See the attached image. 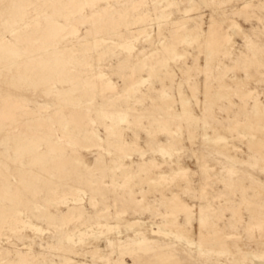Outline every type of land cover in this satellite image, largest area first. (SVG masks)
<instances>
[{
	"label": "rangeland",
	"instance_id": "rangeland-1",
	"mask_svg": "<svg viewBox=\"0 0 264 264\" xmlns=\"http://www.w3.org/2000/svg\"><path fill=\"white\" fill-rule=\"evenodd\" d=\"M263 128L264 0H0V264H264Z\"/></svg>",
	"mask_w": 264,
	"mask_h": 264
},
{
	"label": "bare ground",
	"instance_id": "bare-ground-1",
	"mask_svg": "<svg viewBox=\"0 0 264 264\" xmlns=\"http://www.w3.org/2000/svg\"><path fill=\"white\" fill-rule=\"evenodd\" d=\"M168 1V0H167ZM169 5H171V4H169ZM172 6V5H171ZM185 13H187V12H185ZM161 15H163V14H161ZM162 17V16H161ZM167 17V16H166ZM165 18V17H164ZM163 19V18H162ZM230 25V24H229ZM231 25L233 26V27H238L237 26V24L235 23V22H231ZM212 27H213V24H211L210 26H209V31L207 32V35H208V33H209V35L208 36H210V37H212L213 36V32H212ZM229 27V26H228ZM227 27V28H228ZM181 31H186V32H189L188 33V35H187V37H188V39H189V42H198L199 41V38H200V36L201 35H199V34H194V35H191V32L188 30V28L186 27V26H179L178 27ZM232 28V27H231ZM235 30V29H234ZM237 31V30H236ZM184 34V33H183ZM186 34V33H185ZM184 37H186L185 35H184ZM187 37H186V39H187ZM207 37V36H206ZM220 38H222L221 39V42H222V44H223V42H224V40L223 39H227V41L225 40V42L226 43H229V41H230V37L227 35V34H223V35H221L220 36ZM187 39V40H188ZM208 39V38H207ZM178 55H176V57L177 58H179L180 56L182 57V55L181 54H179V53H177ZM208 64V63H207ZM208 65H206V67H207ZM208 68V67H207ZM140 84V83H139ZM137 85V84H136ZM135 85V86H136ZM134 87V86H133ZM137 87V86H136ZM135 89V88H134ZM251 94V92H242V95H243V97H245L246 95L248 96V95H250ZM182 97V96H181ZM184 97V96H183ZM162 99L163 100H165V101H168V100H171V97L168 95V94H166V93H163L162 94ZM181 105H182V114L183 115H185V116H187L188 118H191L192 116H191V112H190V110L189 109H187V105H189V103L187 102V101H184V100H182V98H181ZM186 107V108H185ZM259 111H261V108H260V105L258 104V103H255V105H254V107H253V116H255V117H257V118H259V116H258V113H259ZM119 118H118V120H117V126H118V123H123V122H125L126 123V120L123 118V117H121V115L120 116H118ZM117 118V117H116ZM111 120V119H110ZM111 122H112V124H116V122H114V121H112L111 120ZM248 123V122H247ZM249 124V123H248ZM240 125H242V129H243V127L244 126H246V124H238V125H233L232 126V129H236L238 126H240ZM160 126V125H159ZM162 126H164V125H161V128H165V127H162ZM241 127V126H240ZM248 127V126H247ZM247 127H245V128H247ZM249 128V127H248ZM116 129V128H115ZM230 129V128H229ZM251 129V128H250ZM264 129V128H263ZM262 129V130H263ZM165 130V129H164ZM168 130V129H167ZM249 130V129H248ZM253 131H254V129H251V130H249V135H251V137H255L254 136V134H253ZM248 133V132H247ZM257 134V133H256ZM243 135V134H242ZM246 136V135H245ZM208 137V136H207ZM212 141H214V143H219V142H221L222 140H223V136L221 135V134H217L214 138H212L211 139ZM260 140V139H259ZM225 141V140H224ZM261 141V140H260ZM259 141V142H260ZM68 144V143H67ZM263 146H264V143H263ZM158 151L162 154V155H164V156H167V157H172V154L174 153V150L173 149H171V148H166V147H160L159 149H158ZM176 152V151H175ZM149 163V162H148ZM185 174V172H184V169L183 168H177V169H174V170H172V172L171 173H169V174H160V176H158V177H156L154 180H150L151 182H154V183H160V181H162V180H168V179H173V178H177V177H182L183 175ZM170 181V180H169ZM128 187V186H127ZM173 202L175 203V204H177L178 206H179V208L180 209H184L185 208V206L180 202V200L179 199H177V198H173ZM238 209V208H237ZM186 210V209H185ZM239 210V209H238ZM262 213V212H261ZM200 215V214H199ZM260 216H262V217H264V213H262V214H260ZM203 217V216H202ZM205 219V218H204ZM203 218H201L200 216H199V219H198V222H199V226H200V231H199V239H198V244H203V243H205L206 242V240H215V244L218 246V249L220 248V249H222L223 251H225L224 249L227 247L226 245H227V243L229 242V241H232V240H235L236 238H235V236L234 235H232V234H228V233H224V232H220L219 230H216V231H214V234H212V235H209V234H204L203 232H202V228H204L205 227V224H206V220H204ZM208 219V218H207ZM209 220V219H208ZM28 221V220H27ZM27 221H26V223H25V225L26 226H28L27 228H31V229H33L31 226H30V224L29 223H27ZM23 222V221H22ZM30 222V221H29ZM168 223H170L172 226H173V228H172V230H164V229H161V228H157V230L155 231V232H153V233H155V234H157V233H162V235L164 234V235H166V236H168V235H172V236H174L175 238H176V240H179V241H184V242H186V243H188V244H190V245H193L194 244V242H192L191 240H190V238H189V235L188 234H186L187 233V231L185 230V229H183V228H181L180 226H179V224H177L176 223V221H170V222H168ZM144 224V222H142V221H139V220H137V221H134V222H132L131 224H129L128 226H130V225H135V226H142ZM213 225V224H212ZM33 227H34V225H32ZM127 226V227H128ZM169 226V225H168ZM123 227V226H122ZM252 227H256V228H258L259 230L260 229H264V221L263 222H254L253 223V225H252ZM29 228V229H30ZM107 228V230H109L110 229V227H106ZM170 228V227H169ZM36 230H38V229H36ZM75 235V234H74ZM74 235L72 234V236L70 237V242H72V238L74 237ZM77 236V235H76ZM165 236V237H166ZM67 238H69L68 236H67ZM172 238V237H171ZM76 239V238H75ZM68 240V239H67ZM78 241V240H77ZM79 241H82V240H79ZM78 241V242H79ZM85 241V240H84ZM68 242V241H67ZM74 243V242H73ZM207 243V242H206ZM74 244H76V243H74ZM73 244V245H74ZM78 244V243H77ZM234 244V243H233ZM202 246V245H201ZM205 246V245H204ZM262 248H263V250H264V245L262 246ZM221 250V251H222ZM262 250V251H263ZM228 252V251H227ZM246 253V252H245ZM263 253H264V251H263ZM262 253V254H263ZM220 254V253H219ZM224 254V253H223ZM225 254H226V252H225ZM245 256H246V254H245ZM259 258V256H254V259H258ZM258 261V260H257Z\"/></svg>",
	"mask_w": 264,
	"mask_h": 264
}]
</instances>
